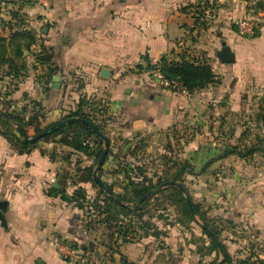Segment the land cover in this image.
Segmentation results:
<instances>
[{
	"label": "crops",
	"instance_id": "1",
	"mask_svg": "<svg viewBox=\"0 0 264 264\" xmlns=\"http://www.w3.org/2000/svg\"><path fill=\"white\" fill-rule=\"evenodd\" d=\"M209 2L215 18L206 24L200 16L202 5ZM258 4L264 6V0H52L50 8L12 2L0 13V32L9 30L17 17L20 30L41 34L38 52H47L50 62L32 67L34 57L25 50L28 70L21 72H26L24 76L6 75L10 81L6 99L15 108L40 103L43 124H49L74 110L85 95L107 109L106 137L107 131L127 139L134 132L165 130L202 108L200 94L210 89L187 96L165 89L145 72L147 63L164 55L177 60L185 52L207 61L220 75L221 83L213 87L217 93L264 85V26L259 35L244 39L230 25L250 12L260 14ZM223 42L235 54L233 63H221L216 57ZM30 51L37 52L32 45ZM104 68L107 77L101 75ZM52 75L59 76L57 88L51 85ZM26 129L29 137L39 134V128ZM42 138L29 150L18 152L0 135V204L4 206L0 264H77L60 257L54 238L89 247L109 264H166L159 259L165 249L154 243L157 237L150 230L147 235L136 230L135 237L125 241L118 233L101 231L98 222L94 225L92 210L78 209L71 199L75 186L69 181L76 166L67 162L61 150H67L63 155L68 153L70 158L78 152ZM97 149L87 157L95 156ZM117 149L120 155H128L127 150ZM248 157L240 169L247 181L244 196L231 204L256 232L258 257L264 259V154ZM217 162L220 165V159ZM64 193L68 199L62 197Z\"/></svg>",
	"mask_w": 264,
	"mask_h": 264
},
{
	"label": "rangeland",
	"instance_id": "2",
	"mask_svg": "<svg viewBox=\"0 0 264 264\" xmlns=\"http://www.w3.org/2000/svg\"><path fill=\"white\" fill-rule=\"evenodd\" d=\"M258 9L264 13L263 5ZM261 13L258 14L256 10L248 14L259 19L260 28L264 26V14L261 15ZM19 22L20 20L13 26H9V30L3 28L0 36L8 40L13 31H20ZM3 24L6 26L5 23ZM230 25H233L236 31L234 22H231ZM256 33L259 35L260 29ZM237 36L239 35L237 34ZM239 37L251 39L255 36ZM5 49V55L12 52L14 42L7 44ZM1 51L2 47L0 46V53ZM5 72L6 67L1 65V96L7 93L10 85V81L5 78ZM213 87L215 84L209 85L210 90L200 94L202 108L190 112L188 119H177L176 123L165 130L134 132L128 136L130 139L121 136L115 138L110 131H107V137H109L111 144L108 150L117 151V148H120L124 151L133 150L135 152L133 156L130 154L121 155V158L109 156L106 162L104 160L102 163L103 171L99 172L98 170L97 172L102 183L110 185L116 194L129 196L128 189L124 187L127 181L124 172H122V169L127 165L140 167L143 175L147 179H151L153 183L160 181L165 183L164 180L171 178L173 173L182 166L184 167L176 181L184 188V193L176 186H162V183L156 188L161 190L155 193L150 191L144 198L140 199L143 200L149 196L147 202L139 205L138 209V212L143 213V218L154 227L150 228L151 233L159 231L154 243L159 248L165 249L163 257L159 259L164 260L166 264H209L212 261L218 262L223 259V255L217 254L213 249L209 234L203 230L202 225H205V221L211 232L212 230L216 231L217 244L223 245L231 258L258 256L260 253V248L256 247L258 242L256 232L246 224L240 214H236L231 202L244 196L247 181L243 170L240 169H242L241 165H244L242 161L251 159L240 156L237 152L240 150L243 153L247 147L256 143V136H263L261 129L254 122L255 119H251V123L250 115L254 114L257 95L264 94V85L255 83L247 91H221L219 93ZM27 106L29 109L31 108V104ZM244 131H248L246 136H243ZM119 141H122L123 145L117 147ZM257 145L263 147V143ZM97 148L103 150L104 143ZM229 149L237 150L215 159L201 171L209 159L222 155ZM64 151L67 152V150H61L62 155L65 153ZM255 153L257 156H262L264 151ZM70 156H68L67 162L76 166L71 171L70 182L73 180L77 182L81 179V166H93L95 169L98 165L95 156L91 158L82 153L71 157L72 159ZM219 159L220 165L218 162L214 163ZM238 166L239 168H237ZM117 170L121 171L114 173ZM130 174L133 175L131 172ZM79 182L75 187H83L84 182ZM168 186L177 188L184 198V194L189 196L191 203L197 209V214L192 213V219L187 215L178 193L171 187L167 188ZM83 189L94 204L96 203L100 207L104 205L102 202L105 197L104 193L100 191L97 185L93 182H87V186ZM156 189L152 190L155 191ZM133 205L130 203V206ZM96 212L97 209L93 212L92 223L95 225L98 222V228L101 231H108V233L115 231L117 224L109 222L110 229L107 230L106 224L99 222L101 216H97ZM232 212L233 214H231ZM134 213L133 215H135ZM200 214L205 216V221L200 219ZM128 219H133L131 227L133 226L134 230H138V227L141 226L138 217L134 216V218ZM139 230L143 231L140 228ZM106 232L101 233L106 235L104 234Z\"/></svg>",
	"mask_w": 264,
	"mask_h": 264
},
{
	"label": "trees",
	"instance_id": "3",
	"mask_svg": "<svg viewBox=\"0 0 264 264\" xmlns=\"http://www.w3.org/2000/svg\"><path fill=\"white\" fill-rule=\"evenodd\" d=\"M261 6L262 5L258 4L257 9ZM15 18L16 21L13 22V25L19 20L17 19V17ZM254 36H257V33H255ZM13 42V51L5 55L6 45ZM33 43L34 35L31 30H20L15 32L13 31L8 40L0 36V46L2 47V51L0 53V66L4 65L6 67V75L12 74L13 76H17L23 70H28V65L24 60L25 50L29 51V54L33 55L34 57L32 67H34L35 63L48 64L50 62V56L47 52L43 53L42 50L38 53H32V51H30V46ZM146 67L150 68V63H147ZM159 67L164 78L170 81L175 80L180 82L191 94L208 87L210 84L221 83V77L213 72L211 65L207 61H199L185 52L181 53L179 55V59L177 60H169L167 59V56L164 55L159 60ZM25 73H21V76H24ZM5 95H0V113L5 114L0 115V135H2L18 152L29 150L36 145V142H25L23 137L17 131V127H20L23 132L28 133L26 129L27 126H33L35 128H39V131L37 133H40L44 129L68 117H81L91 121L101 133L105 134L106 132L104 130L103 116H105V114L107 113V109L96 104V102L92 98L86 97L85 95L80 96L77 107L74 110L70 111L67 115H62L61 117H59V120L51 122L49 124H43L42 120L44 119L41 118H43L44 113L42 112L43 108L40 103L33 101L30 109L27 105L21 106L20 108H15L12 106L10 100L6 99ZM257 97L258 99L256 101V108H254V114L250 115V121L252 123L251 119H255L254 122L256 123V126L261 129L263 136H256V143H253L252 145L247 147L245 151H243V153H241L240 150L237 152L238 155L243 157L251 156L255 152L264 151V94L257 95ZM247 132L248 131H244L243 136H246ZM42 140L46 142H56L60 146H66L71 151H76L86 156L92 154L94 150L103 143L102 139L96 134V132L90 126L83 122H73L66 124L58 128L57 130L45 135ZM258 143H263V147H259V145H257ZM235 150L237 149H229V151H225L222 155H218L215 158L209 159L201 168V171H203L215 159L224 157L227 154H231V152ZM101 153L102 149H97V151L95 152L96 161H98ZM127 153L131 156L135 155V152L133 150H128ZM54 154L55 152H53L51 156L53 157ZM68 155L69 154L67 153L62 156L64 158H68ZM109 156L121 158V155L118 153V151L109 149L105 162ZM129 166L131 165H127L126 167H124V169H122V172H124V176L127 181L124 187L128 189L129 196H121L119 194H116L112 187L110 185H106L105 183H103L104 187H100L93 179V166H86L80 170L82 177L79 181L93 182L95 185H97L100 191L104 193L105 197L102 200L104 205L100 207V205H97L96 203L94 204V202L90 200V198L87 196L86 191L81 186L75 187L71 195L72 201L75 202V205L78 207V209L82 210L83 213H90V210L94 212L97 209L96 215L101 216L99 222L106 224L108 229H110L109 222H115V224H117L116 229L115 231H110V233H118L119 235L123 236V239L125 241L132 240V238L135 237L133 235L136 232V230L133 229L134 227H131V221L133 219L128 218H134V216L138 217V221L141 222V226L138 227V230L139 228L143 230L140 235H143V233H145L144 235H147L150 228H154L148 220H145L143 218V213L138 212V209L139 205L147 202L149 196L143 200L140 199L150 191L152 193H155L156 191L161 190L156 188L163 183L162 181H160L159 183H153L151 179H147V177L143 175L142 169H140V167ZM183 169L184 167L182 166L175 173H173L171 178L164 180V182H176L179 175L183 172ZM102 171L103 169L102 167H100L99 172ZM120 171L121 170H117L114 173H119ZM130 172L133 173V175L130 174ZM64 180L65 177L62 176L60 182H64ZM79 181L76 182L73 180L72 183L74 186H76ZM169 187L171 186H168L167 188ZM104 188H106L107 191ZM152 189L156 190L154 191ZM173 189L178 193L181 201L183 202L184 209L186 210L187 215L190 219H192V212L197 214L196 207L193 204L190 207L187 204L185 198L182 196L181 192L177 188ZM130 203H133L134 205L130 206ZM133 213L135 215H133ZM200 219L202 221H205V216L203 214H200ZM205 225L209 230V226L207 225L206 221ZM203 230L208 233L207 229ZM152 235L158 236L159 231H154ZM209 237L211 238V245L216 253L223 255V259L221 261H212L209 264H264V259L253 255L244 258L233 259L227 253L223 245L217 244V233L215 230H212V234H209Z\"/></svg>",
	"mask_w": 264,
	"mask_h": 264
},
{
	"label": "built area",
	"instance_id": "4",
	"mask_svg": "<svg viewBox=\"0 0 264 264\" xmlns=\"http://www.w3.org/2000/svg\"><path fill=\"white\" fill-rule=\"evenodd\" d=\"M24 1L33 4H37L44 8H50L52 0H0V13H5L12 2ZM203 15L200 16V22H210L214 20L215 14L212 9V2L209 5H202ZM236 32L242 37H252L255 35L259 26V19L255 16H243L234 21ZM42 37L40 33H36L34 36V43L32 44V50L39 51L41 49ZM167 59H172L171 56L167 55ZM151 67L145 66V72L158 84L173 92H179L183 95H189L188 90L178 81L168 80L164 78L160 67L159 60L150 63ZM54 245L57 253L60 257L67 261H74L77 264H107L108 262L100 261L95 255V251L89 247H82L79 245H73L61 238H54ZM109 264V263H108Z\"/></svg>",
	"mask_w": 264,
	"mask_h": 264
},
{
	"label": "water",
	"instance_id": "5",
	"mask_svg": "<svg viewBox=\"0 0 264 264\" xmlns=\"http://www.w3.org/2000/svg\"><path fill=\"white\" fill-rule=\"evenodd\" d=\"M216 57L218 58V60L221 63H233L235 61L234 52L230 49V47L225 42L222 43L221 48L216 52ZM108 74H109L108 69L104 68V69L101 70V75L102 76L107 77ZM50 80L52 81V83H51L52 87H56L57 88L59 86V76L58 75H52L50 77ZM0 115H5V114H1L0 113ZM73 122H83V123L87 124L88 126H90L96 132V134L104 142V148H103L102 153H101V155L99 157L98 165H97V167L95 168V170L93 172L94 181L100 187H104L102 181L99 179V177L97 175V172H98L99 167L104 162L105 157L107 155L109 141H108V138L104 134H102L100 131H98L96 126L91 121H89V120H87L85 118H81V117H68V118H66V119H64V120H62V121H60V122L48 127L47 129L43 130L39 134H36V135H34L32 137H29L25 132L22 131V129L20 127H17L16 129L20 133V135L23 136V139H24L25 142L32 143V142H35V141L39 140L43 136L49 134L50 132L55 131V130H57L58 128H60L62 126L66 125V124H69V123H73ZM167 185L176 186L182 193H184V188L180 184H178V183H176L174 181H169V182H165V183L162 184V186H167ZM104 189L107 191L106 188H104ZM184 196H185V200H186L187 204L191 207L192 203H191V200H190L189 196L186 195V194H184ZM62 197L68 199V197L66 196L65 193L62 194ZM3 209H4V206H2L0 204V221L4 224V217H3V214H2V210ZM202 227L204 229H207L209 234H212V232L210 230H208L206 225H202Z\"/></svg>",
	"mask_w": 264,
	"mask_h": 264
}]
</instances>
